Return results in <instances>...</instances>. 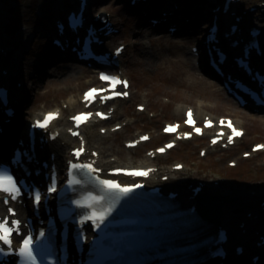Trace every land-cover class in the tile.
Wrapping results in <instances>:
<instances>
[{"label":"rangeland","instance_id":"obj_1","mask_svg":"<svg viewBox=\"0 0 264 264\" xmlns=\"http://www.w3.org/2000/svg\"><path fill=\"white\" fill-rule=\"evenodd\" d=\"M182 3L178 7L179 14L189 16L190 12L196 15L202 14V21L207 20V8L201 4L203 0H180ZM264 0H244L243 4L247 11L252 7H259L258 11L246 17L243 26L250 24V21L260 26H264ZM154 11L161 13L165 7H173V0H151ZM138 5V4H137ZM146 5V4H144ZM200 7L195 10L196 6ZM142 9L141 4L138 5ZM92 9L111 14L113 19L121 28V32L113 36L111 47L119 43L126 45L125 55L123 56L124 72L132 79V97L128 100L119 101L115 104L117 110L115 117L109 123H98L95 125V146L99 150H106L109 160L115 165L139 166L144 165L149 158L146 156L148 149H153L163 144L169 139L162 133V126L166 122L182 121L187 106H192L203 115L217 118L220 116H233L241 120V124L248 130V134L237 145L229 149L221 146L210 148L208 139L196 138L193 141L181 142L180 146L173 149L165 156H160L151 160L153 164L161 165L163 169L170 170L175 163H184L185 169L176 172V178L184 177L188 183L198 180H207L212 183L211 193L216 196H226L227 204H231L237 211L242 210V216H246L249 208H258L261 205L264 194V152L253 154L250 158L243 157L242 153L251 152V147L257 142H264V114L249 112L247 109L239 107L223 91L218 92V87L205 88L189 87L188 85L178 84L172 76H175V69L164 68L165 60L172 57H181L182 52L190 53L195 40L186 42L184 32H189L191 37L197 35L202 29L201 21L197 22L198 16L189 19V26L182 29L183 33L171 34L168 27L154 29L150 25V17L143 18V15L134 13V8H130L129 3L123 0H97ZM160 8V9H159ZM60 10L57 0H0V22L4 39L10 44V49L18 56L15 60L17 72L9 78L26 82L25 96L26 101L17 106L18 117L14 121L16 128L20 132L23 120L28 116L32 106L36 108L46 106L45 110L61 108L67 118L75 111L82 109L78 107L75 111L71 110V103L68 100H77L82 92L88 87L94 76L88 72L80 73L71 59L61 60L56 57V50L50 49V42L47 41L48 33L54 32L55 25L53 17ZM38 11L40 13H38ZM241 10V13L246 12ZM210 18V17H209ZM20 34V38H15ZM159 36L160 41L153 42V38ZM138 42H141L139 44ZM174 42V43H173ZM52 47V46H51ZM55 48V47H54ZM173 51V53H172ZM191 57V56H190ZM12 55L4 56L0 59L6 66L11 65ZM193 61V59H192ZM73 71L70 72V71ZM70 72L68 80L74 84H67L64 79ZM198 73L201 70L198 68ZM68 77V76H67ZM186 79L185 81H187ZM211 80V77H210ZM212 81V80H211ZM93 83V82H92ZM177 83V84H176ZM95 84V81H94ZM77 86V90H74ZM143 104L147 107L146 111H139L137 106ZM64 123H69L67 119ZM203 118V116L201 117ZM28 121V119H27ZM27 124V123H26ZM115 124H122L124 127L117 132H112L110 127ZM61 127L63 124L60 125ZM105 128L106 133L100 129ZM150 133L153 140L141 145L136 149H127L125 142L138 137L140 134ZM100 136L104 137L101 138ZM15 141H17L15 139ZM94 144V143H93ZM206 148L208 153L205 157L200 156L201 149ZM230 161H236L237 166H230ZM217 182L218 185H215ZM172 184V183H171ZM217 191H220L218 193ZM258 195H251L252 192ZM230 208V207H229ZM244 212V213H243ZM264 223V214H262ZM235 220L237 225L238 220ZM257 223L256 225L260 224ZM262 225V224H260ZM255 227L251 228L254 229ZM248 229L246 236L250 240L257 242L259 235H256L262 227H257V231ZM246 237L245 235H243ZM251 257H246L249 261Z\"/></svg>","mask_w":264,"mask_h":264},{"label":"bare ground","instance_id":"obj_2","mask_svg":"<svg viewBox=\"0 0 264 264\" xmlns=\"http://www.w3.org/2000/svg\"><path fill=\"white\" fill-rule=\"evenodd\" d=\"M75 2V0H74ZM213 1L211 0H203L201 1V4L205 7H208L212 4ZM173 3H177L178 5H181V4H184L182 3V1L180 0H173ZM180 7V6H179ZM146 8V12L149 13V9L150 8ZM234 10V9H233ZM167 15L166 16H161V22H160V25L162 23H165L167 22L168 20H173V22L175 21L179 26H180V29H184L186 27H188V23H185L186 21V18L188 19H191L192 18H195L197 15H196V12H190L189 13V16L186 15V14H179V17L176 18L175 16L179 13V10H176L174 9V7H167ZM236 11V10H234ZM147 16H149L150 14H146ZM213 16V13H211V18ZM232 20V19H231ZM210 21V20H208ZM226 21H230V18H228ZM232 22V21H231ZM208 24L206 23L202 32H199L197 35H195L194 37H191V36H188V35H185V36H182L184 37V40L186 42L188 41H192L195 40L196 42L197 41H201L203 40L202 42H204L205 40V37L207 35V31L208 29L206 27ZM179 31V30H178ZM53 35H56V33H52L51 36ZM237 35L233 36V38L235 39ZM15 38H20V34H18ZM160 41L159 39V36H157V38H153V42H158ZM201 42V43H202ZM139 44H141V42H138ZM174 43V42H173ZM204 44V43H202ZM204 46V45H203ZM12 51H13V48H12ZM10 49L9 50H6L4 56H11L12 55V60L11 61V65H10V71H11V74H15L17 72V67H16V58L18 56V52H16L15 54H12V52ZM173 53V51H172ZM60 54H64V55H70L69 53H64V52H60ZM181 54V57H177L176 59H173L172 57L168 58L165 60V64H164V68H168V66L171 67V69H175L176 72H175V76L173 75L172 76V80H173V77L174 79L177 81L178 84H184V85H188L189 87H199V86H202L203 88H205L204 85H206L207 87H210L211 84H210V81L207 77L201 75V74H197L196 72H198V67L196 66V64H193V61H192V56L186 52H182L180 53ZM191 56V57H190ZM71 57L73 59L76 58V56H73L71 54ZM199 61H200V67H206L207 70L209 71L208 73H211V74H214L212 69L210 67H207V62H208V57L207 56H202L201 55L199 56ZM77 65V64H76ZM74 72L75 71H79V69H76V70H73ZM73 71L71 70L70 72L73 73ZM70 72L68 73V77L66 76V78L64 79V82H66L67 84H69V82L71 81H75L74 80H68V78L70 77ZM81 73V72H80ZM186 79H188L187 81H185ZM176 83V84H177ZM26 84V82L24 83ZM70 84H74V83H70ZM74 90H77V86ZM78 91V90H77ZM218 91V90H217ZM25 87H21V88H16V87H12V106H17L19 104V101L21 102H25ZM69 103H71V105L73 106L71 108L70 111H73L75 110V108L78 106H80V101L79 100H68ZM121 100H117V101H114L115 102H119ZM33 108L30 109V112H28V116H26L25 119H28L30 118L31 116L35 117V116H38V114H41L42 112H45V108L46 106H43V107H39V108H36L35 106H32ZM201 112H199L198 116H201ZM207 116V115H205ZM203 116V117H205ZM1 118L3 119H7L8 117L6 115H1ZM65 120L64 117L60 118L58 121H55V129H59L61 132V135L60 137L54 141V142H49V144L46 145V149L48 152H55L57 153L58 155V160L59 162H63L65 160V158L67 157L68 155V152L69 150H71L73 147L77 146L79 144V141L76 140V138H72L68 135V133L66 132V130H61L60 129V125L61 124H67V123H64L63 121ZM14 121V118L11 119V122L10 123H5L4 122V126L7 128L8 126V133L4 135L3 134H0V158L2 159L3 158V151L5 150L6 148V145L8 146H14L15 145V142L13 141V139L16 137L15 133L13 132V127H10L11 123H13ZM66 121V120H65ZM240 120H238V123L240 124ZM97 124V120H93L91 121L90 123H88L84 129L82 130L83 131V134L86 136L87 138V141H88V145L90 148H96V147H92V146H95V130H94V127L95 125ZM25 125V123H23L21 125V128L23 130V126ZM10 127V128H9ZM26 133V129L24 132H21L19 133L20 134V137L21 136H24ZM101 138H104L102 136H100ZM94 143V144H93ZM97 149V148H96ZM47 152V153H48ZM101 152V155H100V158H99V163L101 166L103 167H106L107 169L108 168H112V167H118L119 165H114V162H111L109 160V157H107V154H105L107 151L106 150H100ZM149 159H147L146 161H148ZM146 164V162H145ZM178 164V163H175V165ZM148 165H154V164H151V163H148ZM144 166V165H143ZM147 166V165H145ZM171 178H172V185H175V188H177V190H180V191H183V194H182V199H184V201L186 202H189V197L187 199V192L185 191V187H183V185L181 186V184L177 185V180H176V176L172 173L171 175ZM183 178V177H182ZM176 182V183H175ZM170 184V186H168L169 188H172V186ZM187 189V188H186ZM188 190V189H187ZM217 192H220V191H217ZM189 194H193L192 192H189ZM210 194V193H209ZM212 195V194H211ZM199 198L195 199V200H191L190 202L192 204H197V205H202L203 203L202 202H206L205 205L202 206V209H201V213L203 212V220H204V223L206 225L209 224L210 225H213L214 223L216 224H220V225H223L227 228H229L233 234H234V239H233V242L235 243L238 238H239V234H240V228L238 225L242 224V223H246L245 226L246 228L248 227L249 229H251L252 227H255L257 229V227H262V225H264V223H260L262 221V219H255V221L253 223H250V219H246L244 216H242V210H236L234 209L235 207L234 206H228L229 204H231L230 200H228V204H227V200L224 199V203H216V199H211V196L210 195H206V193H201L200 196H198ZM205 198V199H204ZM186 199V200H185ZM189 200V201H188ZM230 207V208H229ZM201 208V207H200ZM217 211V212H216ZM215 212V213H214ZM244 213V212H243ZM237 219L238 220V224L235 225V220L233 219ZM257 223H260L258 225H256ZM219 225V226H220ZM247 228V229H248ZM257 231V230H256ZM242 242L244 241V243H240V244H244L245 245V249H246V256L247 255H250V254H255L257 252H261V254H263L264 256V245L263 246H258L256 244L253 245L254 242L252 241H248V242H245L247 240H250L251 237H244V236H240ZM247 238V240H246ZM231 245V244H230ZM229 245V246H230ZM231 261H230V264H242V259H239V260H235V259H232V258H229ZM219 262H222L223 259L221 257L218 258Z\"/></svg>","mask_w":264,"mask_h":264},{"label":"snow or ice","instance_id":"obj_3","mask_svg":"<svg viewBox=\"0 0 264 264\" xmlns=\"http://www.w3.org/2000/svg\"><path fill=\"white\" fill-rule=\"evenodd\" d=\"M76 21H74L75 23ZM101 80L109 82L112 86V90L114 92L115 96H127V92H116L115 87L116 85H123L124 87L128 86V82L126 80H120L118 77L110 76V75H101ZM108 91V89H90L88 93L85 94V100L89 103H91L95 98V94L98 92H104ZM101 100H108L111 99L112 97L109 96H102L100 97ZM58 113H49L43 121H37L36 126L41 127V128H47L48 124L51 122V120L56 119L58 117ZM92 113H81L80 115H77L73 117L75 120L77 126H79L81 123H84L87 121L89 117H91ZM96 115L104 117L103 113H97ZM106 118V117H105ZM189 124H193L194 121L192 120V112L189 110L188 112V120L186 121ZM220 123L223 125L227 123V126L232 129V134L233 136H242L243 132L241 130H238L235 128L232 124V122L229 120L225 122L224 120H221ZM206 126H211V121L206 122ZM175 127L178 126H169L168 128L165 129V131H173ZM197 133H201L200 129H196ZM73 135H79L77 132H73ZM188 135V134H185ZM219 135H222L220 133ZM141 139H148L147 136L142 137ZM229 143L232 142V136L229 138ZM216 140H213V143H216ZM132 146V145H130ZM168 147H172V145H168ZM257 148H264V145H259ZM255 150V149H254ZM84 149L83 147L76 149L74 152V155L76 157H79L83 153ZM159 151L163 152L164 149H159ZM95 155V153L93 154ZM71 169L73 170H87L89 174L98 172L99 169H96L93 167L92 164H82V163H72L71 164ZM117 173L119 172H124L127 175H132V176H146L148 172L142 171V170H132V171H126V170H121L117 169ZM151 171V170H149ZM95 179L98 181V183L102 186H104L109 192L111 193H116L120 196H125L128 195L133 191L134 187H140L141 185H134V186H128V185H121L118 181L116 180H100V178L97 176ZM69 184H78L80 183L79 180L73 178L68 181ZM50 191H55V184L53 183L52 186L49 189ZM0 193L6 194V198L4 199V203L7 204L8 198H11V200H16L20 194H21V185L18 183L17 179L14 178L13 175H11L8 170H2L0 171ZM104 199L103 196H92L89 195L86 200L91 201L93 203H99ZM35 201L39 203L40 201V194L37 192L35 194ZM93 203H86V204H81L80 201H77V204L80 205L81 207H86V208H92L93 210L90 213H86L84 216L85 220H93L96 222V226L99 227L101 223L106 219V216L108 213L112 211L111 207H109L106 210H100L97 211L93 208ZM9 212L12 215H15V212L13 209H9ZM20 221L19 220H13L12 221V226H9V222L7 218H4L3 220H0V253L5 252V246L9 250V252L12 251V244L13 241L11 239L13 232H19V226H20ZM43 236V233L40 234ZM33 244V238L31 235H28L27 238L23 240L22 245L18 249V254L19 257L22 258L21 264H37V256L33 252L32 248Z\"/></svg>","mask_w":264,"mask_h":264}]
</instances>
